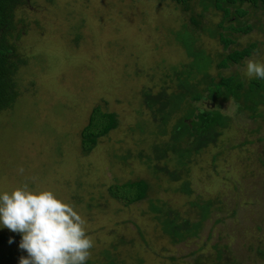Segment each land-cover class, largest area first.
Returning a JSON list of instances; mask_svg holds the SVG:
<instances>
[{"label":"rangeland","instance_id":"374dc122","mask_svg":"<svg viewBox=\"0 0 264 264\" xmlns=\"http://www.w3.org/2000/svg\"><path fill=\"white\" fill-rule=\"evenodd\" d=\"M241 8L244 16L229 20L201 11L199 0H28L16 8L18 36L7 38L24 62L15 98L0 111V233L9 237L0 264H109L103 252L111 264H264V120L234 116L222 101L227 127L179 166L171 153L154 159L151 147L168 139L180 111L161 126L141 98L143 88L172 87L171 68L190 61L181 44L190 16L200 22L195 47L210 58L211 77L234 73L246 83L263 71L264 7ZM218 22L232 39L225 49L206 30ZM246 24L247 32L229 29ZM250 42V56L216 67ZM94 106L117 125L84 152L79 131ZM137 179L148 183L142 200L110 196L109 186ZM165 217L200 223L177 240Z\"/></svg>","mask_w":264,"mask_h":264},{"label":"trees","instance_id":"16d2710c","mask_svg":"<svg viewBox=\"0 0 264 264\" xmlns=\"http://www.w3.org/2000/svg\"><path fill=\"white\" fill-rule=\"evenodd\" d=\"M174 1L187 7L192 0ZM27 2L28 0H0V111L7 108L16 95L14 75L24 60L19 57L18 53H15L13 41L7 37L16 30L18 21H21L14 22V11ZM199 2L201 11H205L207 7L220 10L223 19L227 18L228 20L231 17L244 16L246 11L241 8L243 4L264 7V0H199ZM197 14L200 15L201 12ZM189 20L194 27L190 29L185 24L181 25L187 36V40L182 39L181 44L191 59L179 69L171 68L170 75L174 79L173 86H161L155 93H150L145 88L141 89L143 106L151 112L153 118L158 119L159 125H164L171 114L180 111V115L176 117L171 126L168 139L161 144H153L151 147L154 159L165 158L167 153H171L176 165L179 166L185 165L191 152L196 153L207 144H215L221 130L227 127L229 116L219 110L222 101H231L234 116L246 115L250 119L252 118V121L257 120L258 124L264 120V111L259 109L260 105L264 104V70L246 83L234 73L225 76L219 75L214 79L207 72L210 58L204 50L195 47L193 32L200 28V22L192 16L189 17ZM220 26L221 23L218 22L213 26H208L206 30L210 36L217 37L225 49L232 43V39L228 34L219 31ZM229 29L247 32L250 26L248 24L236 28L230 26ZM17 36L16 30L14 38ZM256 46V42H250L240 48L226 51L216 62V67L225 68L229 64L239 63L242 59L250 56ZM200 86L202 87L200 88ZM168 89L169 91H167ZM202 100L206 101V104L200 108ZM116 125L117 120L114 113L103 111L98 106L92 107L87 122L79 131L81 150L84 152L91 150L97 139L107 134ZM145 158L146 162L151 163L152 158L148 156ZM154 169L162 170V167H154ZM167 176L173 180L177 177L173 170L167 171ZM181 186L184 192L189 191L186 182H183ZM147 188L148 183L144 179H137L113 184L107 189L111 197L124 204H131L142 200L146 195ZM209 206V201L198 206L200 220L207 217ZM151 208L160 211L156 205L151 204ZM200 220L190 224L187 220H183L180 224H175L174 219L165 217L162 219V224L166 232L176 237L177 240H181L185 237L184 234L196 233ZM47 225L49 224L47 223ZM8 241L9 237L0 233V246L7 244ZM102 256L111 264L107 252H103Z\"/></svg>","mask_w":264,"mask_h":264}]
</instances>
